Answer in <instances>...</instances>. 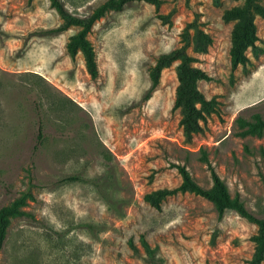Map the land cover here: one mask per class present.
<instances>
[{
	"label": "rangeland",
	"instance_id": "obj_1",
	"mask_svg": "<svg viewBox=\"0 0 264 264\" xmlns=\"http://www.w3.org/2000/svg\"><path fill=\"white\" fill-rule=\"evenodd\" d=\"M62 1L84 16L106 0ZM240 3L165 0L157 12L135 2L109 12L87 35L98 67L92 80L82 55L72 62L65 50L80 28L39 35L61 23L49 0H0V209L27 189L33 195L25 208L32 217L10 223L0 264H148L142 241L155 250L152 264H248L257 227L234 211L218 219L212 203L190 193L159 210L144 201L180 184L176 165L206 189L212 169L264 219V130L243 135L244 123L264 122V23L256 17L262 51H248L250 64L231 80L234 23L222 15ZM173 9L171 25L157 18ZM195 16L213 39L207 54H195L212 78L198 88L219 109L188 145L173 110L178 63L142 97L149 68L180 46Z\"/></svg>",
	"mask_w": 264,
	"mask_h": 264
},
{
	"label": "trees",
	"instance_id": "obj_2",
	"mask_svg": "<svg viewBox=\"0 0 264 264\" xmlns=\"http://www.w3.org/2000/svg\"><path fill=\"white\" fill-rule=\"evenodd\" d=\"M29 2L32 0H28ZM241 3L231 9L224 11L222 20L225 23H234L231 33L230 55V79L233 80L234 72L240 66L245 69L250 64L247 52L250 51L254 58L262 51L257 45L259 38L256 34L255 19L259 17L264 23V6L261 0H233ZM51 7L58 14L61 23L59 26L49 30H39V35L49 36L65 32L70 27H78L80 30L68 38L65 50L71 61H75L78 54L82 55L87 74L92 80L98 77V67L96 55L87 35L91 28L99 19L109 12L122 11L125 6L135 2H145L154 6L158 12L165 4V0H106L91 13L84 16H77L70 12L62 0H49ZM215 6L221 4V0H212ZM175 10L157 18L163 23L171 25V18ZM213 44L212 37L207 34L201 26L199 18L195 16L192 21L186 23L180 34V46L168 53L161 54L155 63L149 68V87L144 93L143 101L148 100L152 93L160 84L162 72L178 63L176 67L177 87L173 110L180 114L179 126L186 144L191 145L193 137L204 131L206 117L217 113L219 102L215 97L207 99L198 88L200 81H212V78L202 69L195 66L198 61L196 55H205ZM247 129L245 134H261L264 130V122L256 117L254 123H244ZM203 161L208 165L206 155ZM180 177V184L172 189H159L144 196V201L159 210L162 202L167 198L178 194L190 193L199 196L213 204L218 219H222L227 211H234L238 216L244 218L249 223L256 225L255 234L251 237L253 243V253L248 264H261L264 261V219L257 218L247 211L238 195L231 197L224 181L212 170V187L206 189L201 187L191 176L188 170L181 165L174 166ZM74 177H69L65 181H74ZM33 200L31 190L27 189L13 200V202L0 209V252L3 248L8 228L13 219L22 217H32L25 211L28 202ZM142 246L148 256V264H152L151 259L155 256V250L142 241ZM134 253L138 254V249L131 244Z\"/></svg>",
	"mask_w": 264,
	"mask_h": 264
}]
</instances>
